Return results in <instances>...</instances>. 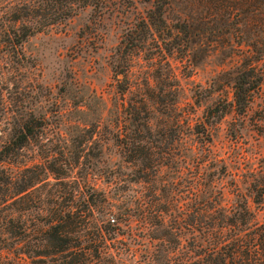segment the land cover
Listing matches in <instances>:
<instances>
[{"label":"trees","instance_id":"obj_1","mask_svg":"<svg viewBox=\"0 0 264 264\" xmlns=\"http://www.w3.org/2000/svg\"><path fill=\"white\" fill-rule=\"evenodd\" d=\"M105 3L106 0H16L0 15V51L18 53L32 35L62 24L86 7L100 13ZM193 8L196 17L191 18L186 8H178L176 22L171 24L170 0H152L145 16L123 34L117 47L120 60L116 69L120 70L114 73L122 75L124 85L116 87L119 100L113 105V128L116 138L122 139L120 148L125 161L136 168L139 181L149 184V194L133 207L120 208L108 201L104 192L83 182L76 197V180H70L66 172V176L58 177L59 171L48 166L45 153L43 173L50 172L56 180L54 185L62 186L67 196H60L59 190L50 198L33 196L35 185L45 178H26L23 174L42 165L22 168L19 180L4 167L32 140L42 137L45 119L30 115L0 143V195L5 201L11 200L12 206L0 215V264H104L108 256L112 258L105 242L108 228L104 217L115 208L124 222L132 216V210L136 215L146 264H264V216L257 221L251 209V205L264 207V169L252 174L244 187L246 194L235 192L233 203L224 206L221 188L215 181L226 176L227 171L209 149L212 127L230 112L243 115L262 84L264 30L245 37L247 24L243 18L264 14V0H194ZM203 9L214 19L207 34L238 30L237 50L242 60L221 75L223 80L211 83V91L228 87L230 99L219 97L211 103L203 112V121L192 129L203 149V163H211L212 170L203 180L197 178L186 223V218L177 213L173 194L170 190L164 193L156 180L159 170L177 159L173 142H162L157 136L162 137L166 128L180 124L173 117L178 109L179 85L169 59L178 37L179 43L203 38ZM263 21L255 22V27ZM140 52L153 68L157 92L149 87L147 78L143 82L129 78L133 58ZM120 80L116 79L118 83ZM118 112L123 116L118 118ZM157 115L161 117L159 129L155 124ZM171 117L175 119L169 121ZM159 141V146H153ZM161 147L163 150L157 152ZM64 165L68 170L73 167L70 161ZM187 234L186 244L183 241H187Z\"/></svg>","mask_w":264,"mask_h":264},{"label":"rangeland","instance_id":"obj_2","mask_svg":"<svg viewBox=\"0 0 264 264\" xmlns=\"http://www.w3.org/2000/svg\"><path fill=\"white\" fill-rule=\"evenodd\" d=\"M15 1L0 0V15ZM151 2L106 0L100 13L86 7L62 24L32 35L23 42L18 53L0 51V143L30 115L45 119L42 137L32 140L13 161L4 165L5 171L17 180L22 168L42 165L23 174L26 178H45L35 185L33 196L50 198L56 190L60 191V196H67L62 186L54 185L56 180L50 172L43 173L45 153H48V166H55L59 171L58 177L66 176V172L70 180H76L79 187L74 193L76 197L83 189V182L104 192L108 201L120 208L133 207L143 195L149 194V184L139 181L136 168L126 162L122 154V139L116 138L113 128L116 111L113 105L119 100L116 87L124 85L120 80L122 75L114 73L120 70L116 69L120 60L119 41L145 16ZM170 2L171 24L176 22L178 8H186L191 18L196 17L194 0ZM260 19L264 20V14L244 15L245 37L264 30V21L255 27ZM213 20L209 11L203 9L206 28L203 38L193 37L180 43L179 37L175 40L169 61L179 85L178 109L173 117L178 118L180 124L166 128L162 137L157 136L162 142H173L177 159L172 165L162 167L156 180L163 186L164 193L170 190L173 194L177 213L186 218V223L192 211L197 178L203 180L212 170L211 163H203V149L192 129L203 121V112L211 103L219 97L230 99L228 87L211 91V83L223 80L221 75L233 70L242 60L237 50L238 30L207 34L214 25ZM131 65L129 78L141 82L147 78L149 87L157 92L159 85L144 52L136 55ZM122 116L119 113L117 117ZM159 117L157 115L158 120H155L157 129L161 125ZM173 117L168 118L169 121H173ZM210 135L209 149L222 160L227 171L226 176L215 181L221 188V204L230 206L233 194H246L244 187L252 174L255 176L264 169V76L245 113L226 114L212 127ZM160 141L153 146H159ZM162 150L161 147L157 152ZM67 161L73 165L70 170L64 165ZM10 203L11 200L5 201L0 195V215L9 212ZM259 208L251 205L257 221L264 216V207ZM131 214L127 222L116 208L105 215L108 228L105 242L112 258L108 256L104 264H146L140 223L133 210ZM187 238L188 234L183 243L187 244Z\"/></svg>","mask_w":264,"mask_h":264},{"label":"built area","instance_id":"obj_3","mask_svg":"<svg viewBox=\"0 0 264 264\" xmlns=\"http://www.w3.org/2000/svg\"><path fill=\"white\" fill-rule=\"evenodd\" d=\"M110 221H113V218H111Z\"/></svg>","mask_w":264,"mask_h":264}]
</instances>
